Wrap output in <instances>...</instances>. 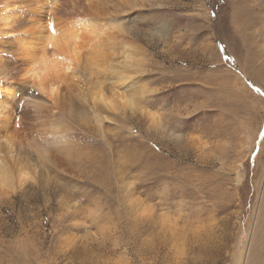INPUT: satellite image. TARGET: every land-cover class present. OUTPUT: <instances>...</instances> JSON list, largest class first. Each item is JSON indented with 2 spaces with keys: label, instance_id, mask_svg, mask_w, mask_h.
<instances>
[{
  "label": "rangeland",
  "instance_id": "374dc122",
  "mask_svg": "<svg viewBox=\"0 0 264 264\" xmlns=\"http://www.w3.org/2000/svg\"><path fill=\"white\" fill-rule=\"evenodd\" d=\"M12 1L0 0L19 17L8 29L0 16V86L13 94L0 156L6 127L42 149L14 148L30 176L0 192V264H264V0ZM51 1L58 28H102L55 103L15 33L39 49ZM144 76L156 107L127 88Z\"/></svg>",
  "mask_w": 264,
  "mask_h": 264
},
{
  "label": "bare ground",
  "instance_id": "6f19581e",
  "mask_svg": "<svg viewBox=\"0 0 264 264\" xmlns=\"http://www.w3.org/2000/svg\"><path fill=\"white\" fill-rule=\"evenodd\" d=\"M14 1H16V0H14ZM55 3H56V1H53V2L51 1V4H50V16L51 17H49V16L48 17L52 18V23H51V25L48 26L49 29L40 30V27L38 26L39 27V32H38V29L36 31V30L31 28L34 31L33 33H35V31L38 33L37 39H38L39 45H40L39 49L33 48V49H35L33 52V49H31L32 47L30 46L32 44L31 40H29L30 45H28V40L26 41L25 38H24L25 40H23V38L21 39L19 37L20 34H18V32H15L16 36H17V42L21 43V45L19 46L20 52H21V46H22V49H24L23 54H24L25 59H26L24 63L28 67L27 72H26L27 76L29 77L30 80H32L35 83L34 87L38 91H40L41 94L48 95L49 99H51L53 103L57 102V96H58L60 84L64 81V79L68 75V73H70V71L74 67V63L78 60V58L82 52V48L84 47V44H86V38L90 37V39H89L90 42H93L95 40H98V35L102 32V28H100L98 26V22H96V20L93 18H89V19L85 20V22H84V20H82V22L80 21L77 25L75 24V26H72V25L70 26V24L68 23V24L62 26L61 28H58L59 23L63 22V20L60 17L55 18V16L57 15ZM3 4H4V2H3ZM6 4H8V3H6ZM6 4H4V6H6V8H7L8 6ZM4 8L5 7H3V9ZM27 8H29V7H27ZM13 9H15V8H13ZM19 10H20V8H19ZM25 10H28V9H25ZM11 11H12V9H11ZM9 12L7 14V11H6V12H4L3 16L0 15L1 20H4L5 28L9 29V27H11L10 29H14L13 23L15 21L16 22L18 21L16 19L18 16H16V18H15V14L14 13L9 14ZM2 13L3 12H1V14ZM17 14H19V12ZM24 19H26V18H24ZM27 22H29L28 19L23 20V21H20V19H19V24H20L19 29H23L24 27L21 28V26L22 25L25 26ZM37 22H38V24H40L39 22H41V19L37 20ZM32 25H34V24H32ZM40 25H42V24H40ZM15 26H16V24H15ZM51 26L55 27L56 32H57L56 35H53V33L51 31ZM31 27H33V26H31ZM26 28L27 27H25V29ZM15 31H16V29H15ZM17 31H19V30L17 29ZM21 32L25 33V31L23 32V30ZM87 33L92 34V36L87 35ZM8 34H10V31L8 32ZM26 34H27V32H26ZM29 35H31V34L29 33ZM6 39H8V38H6ZM38 41H37V43H38ZM14 43H15V41H14ZM102 43H103V37H102ZM49 44H52L53 47L49 48L48 47ZM16 47L18 48V45ZM89 47H90V45H89ZM103 50H101V48H99V42H97L95 44V48L92 50V52L94 53V55H96V57H100V56L102 57V55L104 54ZM27 52H28V54H26ZM22 65H24V64H22ZM2 88L0 86V103L3 102L2 97H4V102L11 101L10 99L13 98V94L6 93V91H4ZM99 96H103V95L99 94ZM100 99L107 102V100H105V98H100ZM122 99L124 100L125 98L122 97ZM108 104L112 105L111 102H109ZM125 105H127L133 109L135 107L132 99L126 100ZM35 108H36L35 109L36 114L45 115L46 117H48V120H49L51 114H49V111L47 112L46 110H44V109H46V107L43 104H37ZM5 116L3 118H0L1 119L0 121H1V123H3V125L8 124L10 122L9 120L4 119V118H6ZM2 119H3V121H2ZM50 123H51V121H50ZM50 123H48V124H50ZM52 124L54 127L55 122L52 121ZM4 132L6 134L4 135L5 138H4L3 144L5 145L6 154H5V156H0V189H2V190H0V192L3 191L2 193L8 194L14 188L15 184H17V183L21 184V183H23V181H27V179L30 176V166H29L30 164L27 161L19 159L18 157L14 156L15 146H17V148L20 149L22 146L27 144L30 148H33L36 152H39V150L42 149V148L39 149L40 144H42V143H40L41 139H40V141H38L36 139L29 141L28 140L29 135H27V136L19 135L15 132V130L12 131V129H10V127H6L4 129ZM46 132H48V131H46ZM50 134L57 135V134H59V132L56 129L53 130V128H52L49 135ZM39 157L43 162L45 161L47 164H50L51 159L49 158L48 154L45 151L40 152ZM42 177L45 180H47V175L44 172H43ZM243 263H244V261H243Z\"/></svg>",
  "mask_w": 264,
  "mask_h": 264
},
{
  "label": "snow or ice",
  "instance_id": "6c2138e0",
  "mask_svg": "<svg viewBox=\"0 0 264 264\" xmlns=\"http://www.w3.org/2000/svg\"><path fill=\"white\" fill-rule=\"evenodd\" d=\"M51 31H52L53 35L57 34L56 29H55L54 26H51ZM48 47L51 48V47H53V45L49 44ZM149 79H153V77L144 76V77H141L139 79H134L131 83H129L127 85V88L135 91L138 96H142L143 97V102L145 104H148L151 107H156V105L158 103H160V97H161L162 93L155 92V91L149 92L147 89H142L141 88V85L144 84V82L146 80H149ZM177 122L182 123L183 121L179 120Z\"/></svg>",
  "mask_w": 264,
  "mask_h": 264
}]
</instances>
